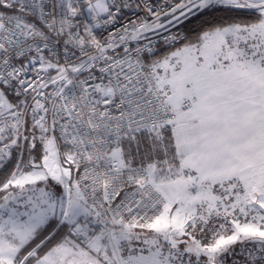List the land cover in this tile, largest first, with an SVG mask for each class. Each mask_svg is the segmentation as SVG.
I'll return each mask as SVG.
<instances>
[{
	"label": "snow or ice",
	"instance_id": "snow-or-ice-1",
	"mask_svg": "<svg viewBox=\"0 0 264 264\" xmlns=\"http://www.w3.org/2000/svg\"><path fill=\"white\" fill-rule=\"evenodd\" d=\"M0 264H264V0H0Z\"/></svg>",
	"mask_w": 264,
	"mask_h": 264
}]
</instances>
